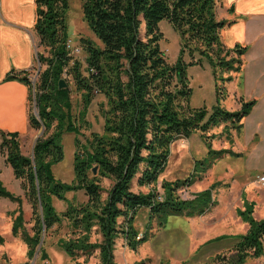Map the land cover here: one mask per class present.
<instances>
[{"label":"trees","instance_id":"16d2710c","mask_svg":"<svg viewBox=\"0 0 264 264\" xmlns=\"http://www.w3.org/2000/svg\"><path fill=\"white\" fill-rule=\"evenodd\" d=\"M219 0H82V17L101 45L80 38L85 52V64L70 54L66 13L69 0H35L34 30L38 46L37 61L44 65L37 78L23 75L19 79L29 88V102L33 99L37 115L30 112L29 126L44 127L45 137L37 138L32 157L21 152L18 132L0 131V155L12 168L15 178L32 208L33 234L22 232L27 255L32 257L42 233L66 219L76 236L58 238L57 247L69 257L91 254L98 250L99 264H117L114 260L115 240L121 235L126 244L135 249L146 240L132 225L141 208L148 209L149 220L155 218L163 227L168 216H193L205 213L214 203V184L190 199H180L179 187L191 184L190 179L162 180L161 196L156 189L134 192L131 182L136 178L139 186L154 184L165 169L170 145L179 138H188L199 130L207 132L224 122L228 132L241 133L243 118L256 103L255 99H238L240 108L228 111L217 104L211 111L191 108L188 105L190 88L185 75L184 51L205 55L210 61L215 81L222 84L233 79L241 70L246 46L227 47L220 32L226 21L218 19ZM166 19L178 32L181 40L180 56L174 63L166 60L159 46L162 33L159 22ZM143 27V31L141 28ZM142 32V34H141ZM189 65L195 63L191 56ZM226 74V75H224ZM65 75V76H64ZM66 82L58 88L59 79ZM74 91L82 92L83 102L79 114L73 112L71 101ZM101 93L106 99L102 133L91 132L83 142L74 138V179L63 182L57 179L52 166L63 158L62 135L65 132L81 135L76 120L86 122L84 115L92 96ZM217 103L223 95L222 85L216 84ZM51 130V132H50ZM83 136V134H82ZM230 139V135H227ZM237 156L230 149H211L208 156L199 160L204 172L215 159L224 154ZM93 167L96 168L93 173ZM112 180L106 198H102L100 179ZM83 190L86 202L67 201L66 208L57 212L52 200H66L69 191ZM0 197L17 202L18 196L7 190L0 181ZM12 233L18 234L23 217L18 207ZM252 205L237 213L248 223L244 234L220 236L212 241L231 239L227 253L214 256L209 264H245L248 257H258L264 251V219L251 216ZM121 220V221H120ZM101 235L99 241H90L92 227ZM74 233V234H75ZM40 259L48 258L39 248ZM78 264V263H75Z\"/></svg>","mask_w":264,"mask_h":264},{"label":"rangeland","instance_id":"374dc122","mask_svg":"<svg viewBox=\"0 0 264 264\" xmlns=\"http://www.w3.org/2000/svg\"><path fill=\"white\" fill-rule=\"evenodd\" d=\"M81 6L82 0H69L66 21L70 54L79 59L85 67V52L81 46L80 38L87 37L96 44H101L83 20ZM230 9L232 10V8ZM225 21L224 28L228 22ZM158 26L162 33L159 46L166 60L174 63L180 56V36L166 19L161 20ZM141 31H143V27ZM35 50L42 51V48L38 46L37 38L35 39ZM191 56L195 63L189 65ZM181 58L186 64L185 75L190 88L188 105L191 108H205L211 111L214 106L219 104L220 107L232 111L240 108L238 99L244 94L249 99H253L254 95H249L251 87L249 86L245 90L243 88L242 74L238 75L235 84L230 81L222 84L220 81H215L210 61L205 55L196 52L190 55L186 50ZM34 65L31 71L32 79L30 78L32 85L37 78L38 73L36 72L44 68V65H40L37 61ZM216 84L223 87V95L218 103ZM71 89L73 112L77 117L82 108L81 103H84L83 96L82 92L74 91L73 85ZM33 93L34 89L31 88L32 100L29 102V109L35 115L37 106L33 99ZM254 94L257 92L254 91ZM105 103L106 99L101 93L94 94L84 115L86 122L82 123L80 117L76 120L81 135L70 132L63 133L61 140L63 158L52 166L57 179L63 182H71L74 179L73 156L76 150L74 138L78 137L83 142L84 137H88L91 132L102 133L104 119L101 109L106 107ZM242 122L241 133H237L235 130L228 132L223 122L211 128L206 137L201 131L196 130L187 139L175 140L170 145L165 169L159 174L154 184L139 186L136 178L132 180V191L146 193L150 189H156L162 196V180L174 181L192 178L191 184L178 188L176 194L180 199H189L194 194L193 192L214 183L213 197L216 200V205L211 206L212 208L201 216L192 218L184 215L168 216L163 227L158 226L155 218L149 220L147 208L139 209L134 216L132 225L137 232L146 234L147 239L133 249L126 244L122 235L117 238L113 251L117 264H209L215 255L227 253L233 243L228 238L212 240L220 236L232 237L244 234L248 230V223L241 218L237 210H245V207L251 204V216L255 220L264 219V98L259 101L258 97V102ZM41 128L34 129L24 141L28 156L32 157L30 147L34 141L33 138L45 137L49 134L45 133L43 128V133L39 135ZM227 135H230V139L227 138ZM209 146L215 150L230 149L238 155L222 156L214 162L212 167L202 172L198 161L207 158ZM112 183V180L107 177L100 179L103 199L106 198ZM8 186L13 194L20 198L21 204L18 206L17 202L10 200L11 207L9 209L11 210L6 216L8 226L5 225L3 228V220L0 219V264H99L98 250L88 255L79 254L75 258H71L57 247L58 238H70L77 235L75 230V234L72 233L73 230L66 219H62L45 234L42 233L43 249L48 254V258L40 259L41 253L38 246L34 255L29 257L27 246L21 235L23 231L29 235L33 234L34 220L31 204L25 196L20 182H17L15 178L8 183ZM86 200L87 197L83 190H78L67 192L66 200L53 198L52 203L59 213L66 208L67 201L78 204L86 202ZM5 201L9 203V199ZM18 207L21 209L23 222L22 227L18 229V234L14 235L12 226L14 218L19 213ZM100 239L101 235L96 226L92 227L90 241H99ZM245 264H264V251L258 257H248Z\"/></svg>","mask_w":264,"mask_h":264},{"label":"crops","instance_id":"0c3cea01","mask_svg":"<svg viewBox=\"0 0 264 264\" xmlns=\"http://www.w3.org/2000/svg\"><path fill=\"white\" fill-rule=\"evenodd\" d=\"M35 12V0H0V131L18 132L20 149L26 156L28 155L24 141L34 128L30 127L28 122L29 88L19 78L23 75L30 78L33 66L37 61V51L35 50L37 36L34 30ZM216 16L218 19L228 21L227 26L220 32L222 42L227 47L240 44L247 48L242 56L241 71L232 74L233 79L230 82L235 84L238 75L242 74L244 90L250 86L249 95H254L252 98L257 103L258 97L259 101L264 98V0H219ZM254 91L257 94H254ZM241 97L244 100H249L245 94ZM33 140L30 147L31 152L36 137ZM223 156L234 155L226 153ZM218 159H215L210 167ZM13 178L15 176L12 168L0 155V181L10 192L12 190L9 189L8 183ZM15 179L20 182L21 186V180ZM213 184L193 193L205 190ZM193 196L192 194L190 198ZM7 199L0 197V219L3 220V228L5 225H9L6 216L11 210L9 209L11 201L9 200L8 203L5 201ZM213 200L212 206L216 205L214 197ZM201 215L186 217L192 218Z\"/></svg>","mask_w":264,"mask_h":264},{"label":"water","instance_id":"95a60500","mask_svg":"<svg viewBox=\"0 0 264 264\" xmlns=\"http://www.w3.org/2000/svg\"><path fill=\"white\" fill-rule=\"evenodd\" d=\"M67 85H66V82H65V80L63 79V78H61V79H59V81H58V88L59 89H61V88H65ZM35 115H37V112L35 113ZM42 128H41V131L39 132V135H41L42 133H43V126H41ZM38 137V136H37ZM36 137V138H37ZM39 138V137H38ZM37 140V139H36ZM95 170H96V168L95 167H93V169H92V171H93V173H95ZM42 240H43V238L41 237V239H40V242H39V244H38V248L41 246V243H42Z\"/></svg>","mask_w":264,"mask_h":264},{"label":"built area","instance_id":"2783aa9c","mask_svg":"<svg viewBox=\"0 0 264 264\" xmlns=\"http://www.w3.org/2000/svg\"><path fill=\"white\" fill-rule=\"evenodd\" d=\"M66 46H67V48H69V44H68V41H67V43H66ZM65 76V75H64ZM31 79H32V77H30ZM141 236V233H138V235H137V239L139 238Z\"/></svg>","mask_w":264,"mask_h":264}]
</instances>
